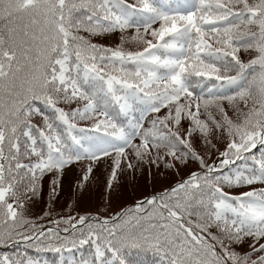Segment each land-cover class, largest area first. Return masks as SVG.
I'll return each instance as SVG.
<instances>
[{"label":"snow or ice","instance_id":"1","mask_svg":"<svg viewBox=\"0 0 264 264\" xmlns=\"http://www.w3.org/2000/svg\"><path fill=\"white\" fill-rule=\"evenodd\" d=\"M0 248L264 264V0H0Z\"/></svg>","mask_w":264,"mask_h":264},{"label":"trees","instance_id":"2","mask_svg":"<svg viewBox=\"0 0 264 264\" xmlns=\"http://www.w3.org/2000/svg\"><path fill=\"white\" fill-rule=\"evenodd\" d=\"M79 175H80L79 170H76V171H75V176L78 177ZM94 175H95V174H94ZM100 175L103 177L104 175H106V173H104V172L102 171V173H101ZM70 179H72L71 176H70ZM122 179H123V178H122ZM64 186L66 187V183H65ZM129 187H130V186H129ZM102 193H103V188H102V187H96L95 185H93V197H94V198H93V201H92V207H93V208L99 206V201H100V197H101ZM46 198H47V197H46V193H45V199H46ZM61 203H64V201L61 200ZM63 210H64V211H67V208H64ZM5 251H12V249H3V248H0V253H3V252H5ZM43 256H44L45 258L49 259L50 261L56 259V257H55L52 253H45V254H43Z\"/></svg>","mask_w":264,"mask_h":264},{"label":"rangeland","instance_id":"3","mask_svg":"<svg viewBox=\"0 0 264 264\" xmlns=\"http://www.w3.org/2000/svg\"><path fill=\"white\" fill-rule=\"evenodd\" d=\"M131 187V185H129Z\"/></svg>","mask_w":264,"mask_h":264}]
</instances>
